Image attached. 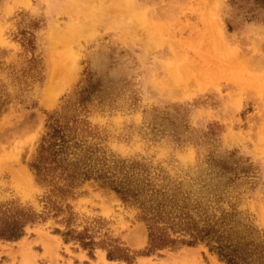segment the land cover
I'll use <instances>...</instances> for the list:
<instances>
[{
	"label": "rangeland",
	"instance_id": "1",
	"mask_svg": "<svg viewBox=\"0 0 264 264\" xmlns=\"http://www.w3.org/2000/svg\"><path fill=\"white\" fill-rule=\"evenodd\" d=\"M248 9L0 0V208L41 216L0 239V264H226L205 244L144 255L142 208L121 183L147 199L178 194L194 216L225 217L264 245V10ZM57 123L69 187L32 169Z\"/></svg>",
	"mask_w": 264,
	"mask_h": 264
},
{
	"label": "trees",
	"instance_id": "2",
	"mask_svg": "<svg viewBox=\"0 0 264 264\" xmlns=\"http://www.w3.org/2000/svg\"><path fill=\"white\" fill-rule=\"evenodd\" d=\"M233 4L245 3L249 5L248 13L258 9L264 10V0H231ZM50 132L43 139L38 157L32 169L40 182L63 179L71 186L77 178L70 173L67 162V152L70 148L61 125H51ZM66 157V158H65ZM83 178H90L83 173ZM54 184V183H53ZM67 187H57L60 192H67ZM124 201L139 204L142 208L141 219L145 222L149 233V246L144 255H150L157 250L177 248L179 246H197L205 244L210 251L226 264H264V245L253 239V229L246 234L239 232L232 225V221L215 216H194L187 204H181L178 194H167L159 190H149L147 199L143 189L121 183L114 188ZM156 193H161L159 198ZM184 203V202H183ZM41 216L28 209L3 206L0 208V239L18 240L24 235L26 225L35 223ZM93 241L83 243V246L94 245ZM120 253L121 249H117ZM117 251H109L110 259H125L132 261L129 255ZM118 255V256H117Z\"/></svg>",
	"mask_w": 264,
	"mask_h": 264
},
{
	"label": "bare ground",
	"instance_id": "3",
	"mask_svg": "<svg viewBox=\"0 0 264 264\" xmlns=\"http://www.w3.org/2000/svg\"><path fill=\"white\" fill-rule=\"evenodd\" d=\"M69 29H73L72 26L69 27ZM69 29H68V30H69ZM68 30H67V31H68ZM58 33H61V32H56V33L54 34V36H55L57 39H58V37H59V36H57ZM68 33L70 34V36L73 35V30H72L71 32H68ZM68 33H66V34H68ZM68 36H69V35H68ZM68 38H69V37H68ZM71 39H72V38H71ZM69 40H70V39H69ZM55 49H56V48H55ZM71 55H72V53H71ZM65 68H66V67H65ZM207 78H208V77H207Z\"/></svg>",
	"mask_w": 264,
	"mask_h": 264
}]
</instances>
